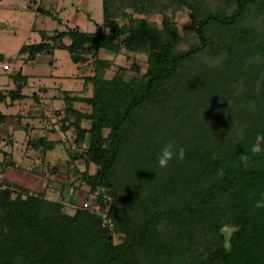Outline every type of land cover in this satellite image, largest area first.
<instances>
[{
  "label": "trees",
  "instance_id": "obj_1",
  "mask_svg": "<svg viewBox=\"0 0 264 264\" xmlns=\"http://www.w3.org/2000/svg\"><path fill=\"white\" fill-rule=\"evenodd\" d=\"M41 1L39 12L45 6V0ZM111 1L102 0L104 23L95 32L74 28L48 36L43 31L40 43L26 44L19 53L29 61L39 54L64 49L75 64L92 69L93 75L85 79L93 86L91 97L63 94L66 113L75 118L71 125L76 145H85L89 136L86 150L73 152L66 176L70 182L75 179L71 185L81 182L89 188L84 200L90 202V196L98 194L100 214L82 208L69 216L62 211L63 194L57 202L9 182L0 184V264H157L160 257L181 263L192 255L193 264H264V207H256L258 201L264 200V152L251 151L256 134L264 132L263 98L254 101L249 96L248 103H255L250 102L247 110L243 102L247 99H237L233 106L236 111L231 110V105L220 108L213 117L208 116L209 124L202 117L201 128H187L182 138L177 133L175 147L185 149V158L173 159L166 169L157 165L163 148L159 138L164 140L161 122L176 116L183 120L185 104H173L170 110H154L153 114V110H142L155 96L163 95L158 90L165 81L182 75L185 66L199 54L218 51L223 36H214L216 27L233 32L236 25L249 20L251 11L258 12L251 20L257 25L262 23L264 28V0H221L233 6L231 15L206 11L202 17L193 0H169L178 8L194 11L193 25L185 31L193 35L189 49L183 48L188 40L184 41L185 36L168 19L162 26L146 20L122 26L114 18L117 6L114 8ZM256 29L259 28L248 23L238 34H234L235 30L230 34L232 45L223 47L230 61H243L239 49L264 60V44L260 43L264 36ZM244 45L247 46L241 48ZM123 49L149 52V68L141 79L126 80L123 68L112 78L107 77L113 59L106 53L118 56ZM131 68L139 73L138 65ZM14 78L17 88L9 95L15 102L25 97L26 79L20 73ZM209 82L199 83L203 92ZM220 87L226 89L227 85ZM6 96L1 94L0 100ZM161 98L168 100L164 95ZM75 103L87 104L91 113L76 111ZM172 108L174 113L170 114ZM143 111L147 117L139 118ZM196 112L190 110V116ZM83 120L91 122L89 129L82 127ZM80 160L87 166L85 171L76 165ZM92 165L96 167L94 174L89 171ZM5 166L0 163V172ZM57 172L60 171L53 174ZM136 180L140 185L134 186ZM144 187L147 193L138 197V190ZM109 193L114 194L110 206L104 200ZM181 193L188 202L182 206L178 205ZM107 209L115 232L123 236L119 245L114 243V231L101 216ZM202 221L212 225L215 234L206 238V246H196L190 236ZM223 225L234 229L228 245L220 234Z\"/></svg>",
  "mask_w": 264,
  "mask_h": 264
},
{
  "label": "rangeland",
  "instance_id": "obj_2",
  "mask_svg": "<svg viewBox=\"0 0 264 264\" xmlns=\"http://www.w3.org/2000/svg\"><path fill=\"white\" fill-rule=\"evenodd\" d=\"M30 1L31 0H26V2L19 1L20 6L19 8H16L15 3L13 2H17L18 4L17 0H0V57L9 61L11 65V70L6 71L2 68L0 61V75L2 76H7L9 73L19 71L22 66L19 58L21 48L25 44L39 43L41 41V31H63L73 27L77 22H79L78 25L82 27V29L93 31L96 22L100 23V21L104 19L102 0H67L69 3L67 2L65 6L68 9L67 12H63V14L58 13V10L64 8V2L66 0H49L45 3V6L40 13L38 12L39 6L35 7L34 10H27V6H29ZM187 1L190 2V0ZM111 2L113 3L114 8L117 6L114 11L116 14L114 18L122 26L132 23V21L143 22L145 20L152 25L162 26L164 19H168L171 24L178 27L181 36H185L184 41L188 40L184 43L185 45L183 48L189 49L191 44L193 45L194 41L192 40V33L189 35L185 34L186 28L190 29L194 22V11L190 10V8L182 6L178 8L177 4L174 5L169 0H112ZM193 3L196 5L197 8L195 10L198 12L200 17L204 16L206 11H216L222 15H231L233 11V6L225 5L221 2V0H193ZM38 5H40V0L38 1ZM113 5L111 4V6ZM254 14H258V12L249 11V22L246 20L245 22L242 21L236 25V27L233 28V32L234 30L237 32L234 34H238V31L241 30V28H244L248 23H251L252 25L258 27L261 35L263 34L264 36L262 23L261 25H257L255 20H251L254 17ZM60 20H62L64 25H62ZM233 32L228 30L222 31L219 27H216L214 30V36H218V38L223 36L222 44L220 43L221 45L218 51L215 53L202 52L191 63H188L185 66L182 75L171 76L167 81H165L160 86L158 92L167 96L168 100H165L166 98H161L163 95H157L151 102H149L147 107H142V110H153V114L156 110H170L169 106H172L173 104H185L183 107V120L181 117L176 116L173 120L169 119L161 122V124L164 125L162 126L163 133L160 132L161 136L163 134L164 140L162 141V139L159 138L162 147H164L168 142L174 143L177 139V133L181 137V134H184V131L189 127L192 128L194 126H198L201 128L203 120L205 121L207 119L205 124H209L208 121L211 120L208 116L211 115L213 117V115L220 108L227 109L230 108L229 106L231 105V110L236 111L233 110V106L237 99H247V102L243 100L245 105L244 110H247V106L250 102L255 103L254 101L259 100V98H263L262 100L264 102V60L261 59L260 61V58H258L259 56H249L248 51H245L246 49L242 52H240L241 49H239V56L244 57L243 61H241V63L237 60L230 61L229 54L226 51L227 48L224 49L223 47L225 45H232V39L229 38L231 36L230 34H233ZM233 36L234 35H232V37ZM260 43L264 44L263 38L260 39ZM246 46L247 45H244V47L241 48H245ZM149 55L150 54L147 51L137 53L127 52L125 49H123L121 54L118 56L106 53V56L109 59H113V67L107 72V77L112 78L119 68H123L126 70V80H131L133 77L141 79L143 75L147 73L149 68ZM56 57L59 59V65L58 68L55 69V75L64 77V79L61 80L62 84L59 86L58 83L57 86L76 93L82 91L84 88L82 80L73 78V75L77 73V67L72 62L70 54L67 51L60 50L57 52ZM133 65H138L139 73L132 71L131 67ZM254 66L255 69H253ZM190 68L192 70H190ZM208 70L209 73H207ZM65 76H71V78L68 79L65 78ZM206 82H209V84L203 92V85L200 86L199 83ZM222 84L227 85L226 89L220 87L223 86ZM183 91L184 94H182ZM173 96H176L175 100L171 99ZM249 96H252L254 101L249 100L248 103ZM174 105L173 107H175ZM173 109L174 108L171 109L170 114L174 113ZM179 109L180 107L177 108V110ZM0 110H4V106L3 108L0 107ZM190 110H197L196 115L190 116ZM206 111L207 114L205 115L204 112ZM145 114V111L140 112L138 117L145 118L147 117ZM202 117L205 119L202 120ZM173 133L174 135L172 136ZM74 144L75 143H72L70 148L72 152L79 151L82 153L86 150V144L84 147L76 146ZM174 148L178 150L180 147H175L174 143ZM24 149L25 146L23 144L18 151L22 153L24 152ZM62 160L63 161L60 160V163H58L59 168H61V166H65V164H67L66 162L69 163V159H67L66 156L62 157ZM22 165L24 168L27 167L28 164L26 165V162H23ZM76 165L81 169V171H85V168L87 167L83 160L77 161ZM90 167V173L94 174L96 172V167L93 165L91 169ZM46 169H48L49 172L51 170L50 166ZM46 169L44 168L45 172H47ZM50 174L53 175L51 172ZM79 177L80 176H78L77 179ZM134 183V186L140 185L138 180ZM78 184L80 185V189L83 184L81 182H78ZM136 190L137 189L134 191L136 192ZM50 191L51 193H48L46 197L49 200L57 202L60 201L61 192H57L51 188V186ZM138 191L139 193L136 194L138 197L147 193V189H145V187L143 190ZM88 192L89 188L86 187V191L84 190L83 194L78 193L79 195L77 197L80 196V200L76 198L78 200H75L76 202L73 201L74 198L72 196L64 195L65 201L63 202L64 207L62 211L69 216H73L77 211L82 209V203L87 201L84 199L86 198V194ZM113 198V193H109L104 197L108 206L112 204ZM90 200V202L88 201L90 204L89 208L94 212H99L101 210V203L100 199H98V194L93 193L90 196ZM187 203L185 194H179L178 205L182 206V204L185 205ZM96 206H100L99 210L95 208ZM98 214H100V212ZM101 216L104 219V224H107L109 228L114 231V243L116 245L121 244L123 242V236L115 232V225L113 220L108 216V209ZM166 223L167 221L163 222V225H166ZM160 227L162 229L163 226ZM192 227L194 226H190V228ZM233 231L234 229L228 225H223L221 228L220 234L222 237H225L227 245ZM214 234L215 229L213 226H210L209 223L202 221L198 222V224L193 228L192 235L190 237L193 236L191 239H193L192 242L196 246H200L198 244L206 246L208 243L206 238L210 239V237L214 236ZM193 257V255L192 257H187L185 260H182L181 263L180 260L171 261L167 259L165 260L164 257H160V259L158 258L159 260L157 261V264H193Z\"/></svg>",
  "mask_w": 264,
  "mask_h": 264
},
{
  "label": "crops",
  "instance_id": "obj_3",
  "mask_svg": "<svg viewBox=\"0 0 264 264\" xmlns=\"http://www.w3.org/2000/svg\"><path fill=\"white\" fill-rule=\"evenodd\" d=\"M17 1L18 4L13 2L16 8L20 6L19 1L26 2V0ZM36 1L34 5L30 3L27 6V10H34L35 7L39 6V0ZM48 1L45 0V3ZM40 2L42 1L40 0ZM67 2V0L64 2V8L59 9L58 13L67 12L68 8L65 6ZM31 5L32 7L30 8ZM60 21L62 23V20ZM78 23L63 31L78 28L83 32L92 33L99 26H103L104 19L100 23L96 22L93 31L82 29ZM62 25L64 24L62 23ZM57 31L60 30L54 32L45 30L48 36L54 35ZM42 32L40 33L41 41L43 39ZM65 41L67 43L70 42L68 38ZM60 50L67 51L57 48L52 53L39 54L36 58L29 61H26L27 56L19 55L22 63L19 71L9 73L7 76L0 75V95H7L5 99L0 100V107L3 108L4 106V110H0V163L6 164L5 168L0 172V184L9 182L28 189L33 193L45 195L51 193V186L57 192H61V195L72 196L74 198L73 201L76 202L80 200V196L77 197L78 193L83 194L87 186L83 184L79 189L80 185L78 183L75 186L71 185L75 179L72 182L67 179L66 174L69 173L68 162H66L65 166L58 167L60 160L63 161L62 157L66 156L69 159L68 161H70L73 153L70 148L72 143H75L73 140V138L75 139L74 127L71 125L75 122V118L73 115L68 117L66 113L67 105L63 94L68 92L72 96L91 97L93 95V86L87 83L85 79L93 75V72L87 65L75 64L71 58L77 67V73L73 75V78L82 80L84 88L76 93L59 87L62 84L61 80L64 79V77L55 75V69L59 65V59H57L56 55ZM0 61L4 70H11L9 61L2 57H0ZM5 65H8V68H5ZM18 73L26 79H24L25 87L23 88L25 97L14 102L9 92L17 88L18 83L14 75ZM65 78L70 79L71 76H65ZM74 109L84 114L91 113V107L84 103H75ZM90 126V121H82L84 129H89ZM88 138L89 136H87L85 142L86 146L83 145L82 147H87ZM23 144L25 149L24 152L20 153L18 150ZM47 147L50 148L48 151L45 150ZM23 162H26V165L28 164L27 167L23 168ZM48 166H50L52 174L56 170L60 172L51 175L49 170L46 169ZM43 167L47 172H45Z\"/></svg>",
  "mask_w": 264,
  "mask_h": 264
},
{
  "label": "clouds",
  "instance_id": "obj_4",
  "mask_svg": "<svg viewBox=\"0 0 264 264\" xmlns=\"http://www.w3.org/2000/svg\"><path fill=\"white\" fill-rule=\"evenodd\" d=\"M253 153L264 152V132H258L255 137V142L251 145ZM185 158V149L180 147L178 150L174 148L173 142H168L162 148L157 156V165L161 169H166L173 159L183 160ZM242 158L247 160V156L243 155ZM257 208L264 207V200L256 203Z\"/></svg>",
  "mask_w": 264,
  "mask_h": 264
},
{
  "label": "built area",
  "instance_id": "obj_5",
  "mask_svg": "<svg viewBox=\"0 0 264 264\" xmlns=\"http://www.w3.org/2000/svg\"><path fill=\"white\" fill-rule=\"evenodd\" d=\"M5 68H8V65H5ZM90 206L89 202L88 201H85L83 204H82V208L83 209H88ZM97 210H99L100 206H96L95 207Z\"/></svg>",
  "mask_w": 264,
  "mask_h": 264
}]
</instances>
